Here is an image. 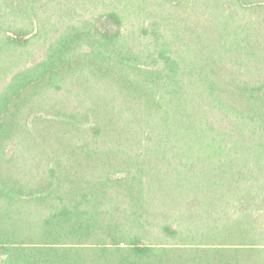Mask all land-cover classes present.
I'll return each mask as SVG.
<instances>
[{"label": "trees", "instance_id": "16d2710c", "mask_svg": "<svg viewBox=\"0 0 264 264\" xmlns=\"http://www.w3.org/2000/svg\"><path fill=\"white\" fill-rule=\"evenodd\" d=\"M0 67V264H264V0H0Z\"/></svg>", "mask_w": 264, "mask_h": 264}, {"label": "rangeland", "instance_id": "374dc122", "mask_svg": "<svg viewBox=\"0 0 264 264\" xmlns=\"http://www.w3.org/2000/svg\"><path fill=\"white\" fill-rule=\"evenodd\" d=\"M131 20L128 21L127 23V29L132 31V30H136L138 28V26L140 25V21L137 18L136 15H132L131 16ZM23 51L20 54H13L9 57H7V60H4L3 62H1L2 66H6L7 62H16L17 60H30V62H33L35 60H39L40 58H42L44 56L45 53V44L37 42L32 44L29 48H27L26 50H21ZM1 70V67H0ZM8 77L12 75V71L8 70ZM4 82L0 81V86L3 84Z\"/></svg>", "mask_w": 264, "mask_h": 264}]
</instances>
